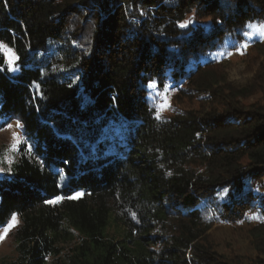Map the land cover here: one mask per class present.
Masks as SVG:
<instances>
[{
    "label": "trees",
    "instance_id": "trees-1",
    "mask_svg": "<svg viewBox=\"0 0 264 264\" xmlns=\"http://www.w3.org/2000/svg\"><path fill=\"white\" fill-rule=\"evenodd\" d=\"M252 24L264 0H0V119L24 140L0 179V224L21 217L2 264H264L260 225L254 259L208 239L264 219V42L245 86L210 59ZM151 83L174 92L165 113Z\"/></svg>",
    "mask_w": 264,
    "mask_h": 264
},
{
    "label": "rangeland",
    "instance_id": "rangeland-1",
    "mask_svg": "<svg viewBox=\"0 0 264 264\" xmlns=\"http://www.w3.org/2000/svg\"><path fill=\"white\" fill-rule=\"evenodd\" d=\"M206 23V21H203L198 23V25H204ZM192 24L195 25L197 23L192 22ZM262 32H264V24H252L248 26L244 34L242 44H237L236 46V44L228 42L227 47L210 56V59H214L217 63H221L224 66V70L227 73V81L236 87L247 85L254 77L257 70L253 69L256 66L254 65L255 58L249 54V50L254 42H264ZM2 52L4 54V66L11 74H15L16 68L13 52L5 46H2ZM10 62H14L11 67ZM149 89L152 100L155 101L158 110L161 113H165L170 105L174 92L169 86H165L161 92L156 89V86L149 87ZM8 125H11V127L9 128ZM16 125L17 121L7 123L0 119V169H3V171H0V179L6 177L11 172L12 166L17 164L20 149L24 144L21 127H17ZM14 133L17 135V140L13 139ZM27 150L28 156L30 157L29 146H27ZM14 215L17 220L16 226L11 229L5 239L0 240V264L16 259L14 234L21 225V217L19 214ZM259 225L262 227L260 231L264 236V219L258 215L236 224L215 223L208 233V239L215 246L219 254L230 258L243 257L246 259H254L256 252L251 244V238L252 233L257 234L258 230L252 229Z\"/></svg>",
    "mask_w": 264,
    "mask_h": 264
},
{
    "label": "snow or ice",
    "instance_id": "snow-or-ice-1",
    "mask_svg": "<svg viewBox=\"0 0 264 264\" xmlns=\"http://www.w3.org/2000/svg\"><path fill=\"white\" fill-rule=\"evenodd\" d=\"M191 23V21H184L182 23L179 24V27L181 28H186L188 26V24ZM262 35H264V32L261 33ZM16 59H18V57H16ZM12 63L14 62H10V67L12 66ZM149 87H155L154 83H151L149 85ZM159 118V117H158ZM17 127H21L22 125L20 124V122H17ZM8 127L10 128L11 125H8ZM13 139L17 140V135L14 133L13 134ZM65 163H67V161H65ZM0 171H3V169H0ZM171 173H169L170 175ZM79 193H77L75 196H68L66 197L67 199H77L79 198ZM65 197L62 196H55L53 199H48L45 202L48 204H56L59 203L62 199H64ZM17 220H16V216L13 214V216L11 217L10 221L7 224H0V229H2V231H0V240H3L7 237V234L11 231L12 228H14L16 226Z\"/></svg>",
    "mask_w": 264,
    "mask_h": 264
}]
</instances>
